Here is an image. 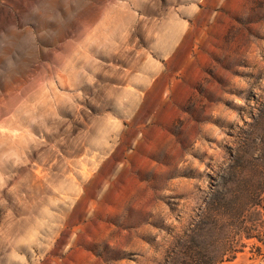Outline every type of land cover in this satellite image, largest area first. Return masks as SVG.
<instances>
[{
	"label": "rangeland",
	"instance_id": "rangeland-1",
	"mask_svg": "<svg viewBox=\"0 0 264 264\" xmlns=\"http://www.w3.org/2000/svg\"><path fill=\"white\" fill-rule=\"evenodd\" d=\"M191 252L264 264V0H0V264Z\"/></svg>",
	"mask_w": 264,
	"mask_h": 264
},
{
	"label": "trees",
	"instance_id": "trees-1",
	"mask_svg": "<svg viewBox=\"0 0 264 264\" xmlns=\"http://www.w3.org/2000/svg\"><path fill=\"white\" fill-rule=\"evenodd\" d=\"M248 237L251 238L252 235H248ZM189 256H190L189 260H187L185 263H187V264H195V262L198 260V259H194V258H196V253L195 252H191V254ZM213 256L214 257L212 258V261H210V262H214V263L220 264L223 261V255H213Z\"/></svg>",
	"mask_w": 264,
	"mask_h": 264
}]
</instances>
